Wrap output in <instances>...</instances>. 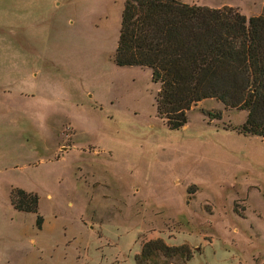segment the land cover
Segmentation results:
<instances>
[{
	"label": "rangeland",
	"instance_id": "rangeland-1",
	"mask_svg": "<svg viewBox=\"0 0 264 264\" xmlns=\"http://www.w3.org/2000/svg\"><path fill=\"white\" fill-rule=\"evenodd\" d=\"M125 2L0 0V83L20 90L0 96V264H138L155 238L193 250L174 264H262L264 137L215 98L170 129L151 69L114 61ZM17 188L38 193L42 229Z\"/></svg>",
	"mask_w": 264,
	"mask_h": 264
},
{
	"label": "trees",
	"instance_id": "trees-1",
	"mask_svg": "<svg viewBox=\"0 0 264 264\" xmlns=\"http://www.w3.org/2000/svg\"><path fill=\"white\" fill-rule=\"evenodd\" d=\"M114 61L151 69L160 84L158 113L170 129L188 122L193 105L215 98L247 111L240 133L264 137V13L247 16L233 6L182 0H126ZM206 114L222 118V111ZM39 199L23 188L11 192L14 207L36 213L42 229ZM177 256L189 260L193 250L155 238L144 243L136 261L174 264L167 259Z\"/></svg>",
	"mask_w": 264,
	"mask_h": 264
},
{
	"label": "crops",
	"instance_id": "crops-1",
	"mask_svg": "<svg viewBox=\"0 0 264 264\" xmlns=\"http://www.w3.org/2000/svg\"><path fill=\"white\" fill-rule=\"evenodd\" d=\"M9 80H6L5 79V81L3 82H1L0 83V88L3 86V85H5V84H7V82H8ZM7 86H9L7 89L8 90H6L5 92H3V94H1V92H0V96L1 97H6V98H8V100H10L11 98H13L14 99V97L17 95V93H19V91L20 90H18V89H16L15 87H14V83H10V82H8V85ZM13 86V87H12ZM25 109V108H24ZM25 111V110H24Z\"/></svg>",
	"mask_w": 264,
	"mask_h": 264
}]
</instances>
